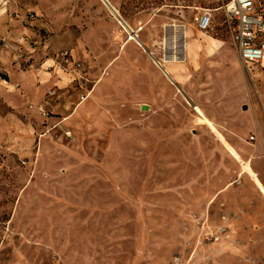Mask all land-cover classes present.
Here are the masks:
<instances>
[{"label":"rangeland","instance_id":"1","mask_svg":"<svg viewBox=\"0 0 264 264\" xmlns=\"http://www.w3.org/2000/svg\"><path fill=\"white\" fill-rule=\"evenodd\" d=\"M107 1L117 16L102 0H5L14 32L16 14H39L22 26L41 44L0 48L29 69L68 50L80 68H57L62 88L39 110L47 134L15 146L3 132L0 264H264V196L243 169L264 186L252 155L264 148V75L238 65L226 0ZM200 9L212 14L204 31ZM117 18L142 46L111 70L127 34ZM210 37L221 40L212 54Z\"/></svg>","mask_w":264,"mask_h":264},{"label":"crops","instance_id":"2","mask_svg":"<svg viewBox=\"0 0 264 264\" xmlns=\"http://www.w3.org/2000/svg\"><path fill=\"white\" fill-rule=\"evenodd\" d=\"M7 9V2L5 0H0V17L3 16ZM34 12V11H33ZM38 14V13H37ZM39 15V14H38ZM38 20L36 21L38 23ZM19 22H21L19 20ZM34 23L36 26L37 23ZM118 23V21H117ZM119 24V23H118ZM12 22L9 23L0 20V39L6 37L8 39H13V42L17 41L18 43L25 42L28 38H24V34H28V29L24 28L20 23L19 32H14L12 28H10ZM117 26V25H116ZM121 26V25H120ZM122 27V26H121ZM192 31L189 30L188 35ZM121 33H127L126 37L129 36V33L121 30ZM29 41V40H28ZM125 41L122 43L121 47L115 50V56L110 63V69L112 70L116 64L118 59L127 58L132 56L126 53V49L129 51H133L141 47L134 41ZM204 52H208L209 54L215 53L216 49L221 46V40L218 38H206L204 39ZM134 42V43H133ZM126 43V44H125ZM185 43V42H183ZM184 44H182V51ZM73 52V50H71ZM34 57L33 55H31ZM54 58H45L41 61L38 60V57H35L36 64H40L39 67L35 68H25L24 64L21 63V57L19 58L18 52H13L12 50L4 51L3 48H0V140L6 139L4 136V131L8 130L10 133L9 139L15 141V146L24 139L31 140L36 135L47 134L49 131L48 125H43L48 123V117H43L39 114V110L48 107L49 104L53 106L50 99L55 95V91L60 90L62 87V78H58L56 74L58 72L56 66L54 65ZM238 59V65H239ZM52 66V67H50ZM229 87V90L230 91ZM232 90V88H231ZM252 105H256L254 100L251 99ZM246 109L245 107H243ZM248 108L245 111H240L241 114L247 115ZM42 121V124H39L38 121ZM259 129L262 131L264 127L261 124H257ZM264 135H262V139L264 141ZM254 139V137H253ZM3 144H0V147L3 148ZM14 146V147H15ZM18 147H21L20 145ZM22 148V147H21ZM252 155H256L262 160H264V148H256ZM264 177V172L262 174Z\"/></svg>","mask_w":264,"mask_h":264},{"label":"built area","instance_id":"3","mask_svg":"<svg viewBox=\"0 0 264 264\" xmlns=\"http://www.w3.org/2000/svg\"><path fill=\"white\" fill-rule=\"evenodd\" d=\"M221 7L241 67L248 72L258 70L264 75V0H226ZM16 17L20 18L24 26L34 24L39 18L38 14L29 10L21 16L16 14ZM211 18L209 9H200L194 20L198 30H207L211 26ZM28 43V52L35 51L37 45L41 44L39 39L29 40ZM53 61V67L64 73H72L68 68L75 72L80 68L79 62L74 60L68 50L61 51L58 59L54 58ZM29 66L35 67L32 61Z\"/></svg>","mask_w":264,"mask_h":264},{"label":"bare ground","instance_id":"4","mask_svg":"<svg viewBox=\"0 0 264 264\" xmlns=\"http://www.w3.org/2000/svg\"><path fill=\"white\" fill-rule=\"evenodd\" d=\"M102 1H103V3H105V6L108 8V10H110L112 13H114V15L117 16V11H116V10H115V9L109 4V3L107 4L104 0H102ZM107 2H108V1H107ZM117 21H118L119 25L122 26L123 30H124L125 32L127 31V32L129 33V36L126 37V40H127L126 42H128V41H134V42L137 43L138 45H141V44H142V42H141L140 40L137 39V35H136V33H135V32H138V30H137V31L132 30V29L129 27V25L124 24L119 18H117ZM183 32H184V34H185V36H186V35H188L189 29L186 28ZM200 40H201V39H200ZM125 44H126V43H125ZM176 59H177V56H176V55H172L171 60H176ZM155 63L160 65V63H159L158 61L155 62ZM163 69H164V68H163ZM163 72H164L166 75H169L167 69H164ZM225 92H226V89L224 88V89L222 90V93L224 94ZM197 113H199L201 116L204 117L203 120L207 123V125H208L210 128H212V130H213L215 136L217 137V139L220 140L221 142H223L224 145L228 148V150H229L231 156H232V157H235V158H237V159H239V160L241 161V157H240L239 153H238L235 149H233V148L231 147V145H230V144L224 139V137H223V135L220 133V131H218L217 128H215V127L213 126V123H212V122H211L206 116H204V114H203L199 109H197ZM243 169H244L245 172H247V173L253 178V180H254L256 186H258V188L260 189L261 193H262L263 196H264V186L261 184V182H260L259 179L257 178L256 173L253 172L252 169L250 168V166H248L247 164H245V165L243 166Z\"/></svg>","mask_w":264,"mask_h":264},{"label":"water","instance_id":"5","mask_svg":"<svg viewBox=\"0 0 264 264\" xmlns=\"http://www.w3.org/2000/svg\"><path fill=\"white\" fill-rule=\"evenodd\" d=\"M104 1L108 4L107 0H104ZM144 108H146V105H144Z\"/></svg>","mask_w":264,"mask_h":264}]
</instances>
